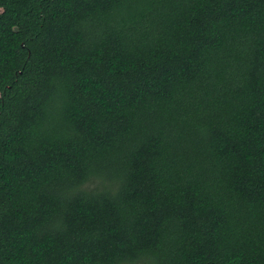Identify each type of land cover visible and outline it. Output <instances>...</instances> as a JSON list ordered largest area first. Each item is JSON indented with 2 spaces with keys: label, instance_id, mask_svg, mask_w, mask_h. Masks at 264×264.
<instances>
[{
  "label": "trees",
  "instance_id": "obj_1",
  "mask_svg": "<svg viewBox=\"0 0 264 264\" xmlns=\"http://www.w3.org/2000/svg\"><path fill=\"white\" fill-rule=\"evenodd\" d=\"M0 264H264V0H0Z\"/></svg>",
  "mask_w": 264,
  "mask_h": 264
}]
</instances>
